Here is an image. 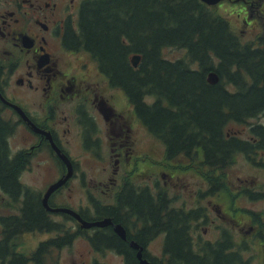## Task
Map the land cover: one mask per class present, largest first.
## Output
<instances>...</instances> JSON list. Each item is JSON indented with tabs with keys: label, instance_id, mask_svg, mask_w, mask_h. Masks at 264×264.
<instances>
[{
	"label": "trees",
	"instance_id": "1",
	"mask_svg": "<svg viewBox=\"0 0 264 264\" xmlns=\"http://www.w3.org/2000/svg\"><path fill=\"white\" fill-rule=\"evenodd\" d=\"M74 46L89 50L111 85L125 91L137 116L165 143L167 160L199 153L201 164L220 170L235 154L253 157L264 148L262 124L250 126L257 139L226 130L230 122L247 124L264 113V48L244 42L229 19L203 0H93L80 14ZM168 46L184 48L186 55L168 58ZM133 52L141 56L138 65L130 58ZM211 71L218 81H209ZM15 127L0 106V188L19 203L17 211L0 218V264H45L54 248L70 244L81 230L55 219L41 194L22 181L30 155L12 152L9 138ZM152 193L146 186L126 184L118 204L101 210L119 220L134 216L147 232L165 231L162 256L145 254L153 264H251L229 230L214 240L196 241L199 224L192 228V223L200 211L168 207L164 194ZM129 203L139 211L129 209ZM35 229L56 234L30 253L17 250L16 238ZM104 232L88 235L96 248L119 245L128 264H143L117 234Z\"/></svg>",
	"mask_w": 264,
	"mask_h": 264
},
{
	"label": "rangeland",
	"instance_id": "2",
	"mask_svg": "<svg viewBox=\"0 0 264 264\" xmlns=\"http://www.w3.org/2000/svg\"><path fill=\"white\" fill-rule=\"evenodd\" d=\"M251 1L222 0L211 5L215 11L229 19L244 41L257 38L260 32V35L264 33V13L257 18V13L250 10L248 13L245 9L246 13L243 11L244 6L250 5L253 2ZM262 7L264 8V5ZM253 8L255 9L254 6ZM246 18L252 22L248 27L244 22ZM135 54L139 53L133 52L131 60ZM164 54L168 58L176 59L185 56L186 50L168 46L164 49ZM91 61L94 63H90L91 66H98L97 59L92 57ZM98 69L99 67L96 68L98 74L90 73L89 78H95L100 91L110 98L106 100L107 104L130 122L133 155L129 158L123 155L127 166L123 168L121 165L118 173H115L116 156L111 155L114 139L103 134L102 150L98 156L89 154L86 148L85 151L74 140L70 153L71 159L75 162V173L72 172L69 179L53 193L50 203L70 208H79L85 204H91L95 208L96 202L115 205L124 184L146 186L154 195L160 191L168 197L171 202L167 203L168 207L170 205L200 206L204 209L209 207L210 226L206 231H203L202 224H199V229L194 228L196 241L208 237L214 240L218 238L221 228L229 229L236 247L240 246L246 258L251 257V264H264V196L251 197L253 194L256 196L260 193L264 194V148L253 157L242 152L237 153L220 170L201 164L202 157L199 153L192 157L180 155L169 161L166 159V145L163 140L154 135L138 119L135 108L123 89L111 86L108 78ZM78 74H81V71ZM100 81L102 84L99 83ZM108 87L110 91L107 90ZM152 99V96H146V100L152 101ZM67 107L72 109L70 106ZM91 110L95 112L94 107ZM3 113L5 117L17 120V115L11 110H3ZM251 124L264 125V113L251 119L247 124L230 122L226 130L248 137ZM9 140L13 153L24 151L30 155L29 164L23 170L21 179L26 185L36 189L42 198L51 184L68 173L60 157L45 141L29 152L32 144L38 139L24 124H16ZM251 191L253 192L250 193ZM126 196L127 194H124L122 199ZM123 204L128 205L125 201ZM130 205L129 209L139 211L134 204ZM18 206L19 203L11 200L0 188V218L7 213L17 211ZM49 210L52 211L55 219L64 221L65 226L80 228L68 216V212ZM126 221L129 229L136 228L135 221H138L136 226L142 225L134 216H127ZM55 234L56 231L50 229L26 231L16 238V249L30 253L41 240ZM73 239L70 244L54 248L47 256L45 264H125L124 256L116 250L105 248L100 250L94 247L85 232H78ZM144 242H146L145 251L150 258L162 256L163 233L159 232L153 237L145 238Z\"/></svg>",
	"mask_w": 264,
	"mask_h": 264
},
{
	"label": "flooded vegetation",
	"instance_id": "3",
	"mask_svg": "<svg viewBox=\"0 0 264 264\" xmlns=\"http://www.w3.org/2000/svg\"><path fill=\"white\" fill-rule=\"evenodd\" d=\"M91 1L93 0H0V106L3 110L9 109L17 115V120H12L17 125L18 123L19 125L24 124L37 137V142L32 144L29 152L45 141L51 145L65 164L67 172L71 164L73 174L76 168L75 162L71 159L70 149L74 140L84 150L86 148L89 154L98 156L102 150L103 134L109 136L110 139H114L111 145V155L116 156L117 166L114 168V172L118 173L121 165L123 168L127 166L123 155L125 158L133 155L132 127L124 115L107 104L106 100L110 98L104 96L100 91L95 78H89L90 73L98 74L96 70L99 67L98 61L97 67L91 66L93 57L91 52L85 48L74 46V36L78 33L80 14L85 5ZM252 1L250 5L244 6L243 11L248 10L246 12L249 13L250 10L257 13V18H259L264 13L262 7L264 0ZM244 22L246 27L252 24L247 18ZM260 33L257 34L259 35L257 38L243 41L251 43L254 48H264V33L262 35ZM79 71L81 74H78ZM107 80L110 83L109 78ZM99 83L102 84L101 81ZM107 90L110 91V88L108 87ZM109 94L113 95V93ZM92 107L95 112L91 110ZM138 119L141 120L139 117ZM245 138L257 139L251 135ZM52 141L60 149L63 157L56 151ZM259 152L261 151L259 150ZM125 185L122 186L120 192ZM57 190L58 188L55 191ZM54 192L49 197V203ZM158 194L155 197L161 196ZM166 199L171 203L168 197ZM118 202L117 196V204ZM50 205L52 207L63 206L51 203ZM110 205L113 204L96 202L95 208L91 204L81 205L79 208L72 207L87 221L103 218L110 220L109 223L95 224L90 227L85 226L71 213H66L76 226L79 225L78 229L81 230V233L85 232L87 236L104 230L106 234L114 232L118 238L127 243V248L135 250L136 255L140 247L132 246L131 241L138 242L142 246L144 257L146 256V242H141L139 236L143 233L144 238H150L159 232L165 236V231L147 232L141 230L144 223L139 229L136 226L138 221H135L136 228L129 229L127 217L125 220H119L116 215L103 213L102 207ZM170 207L181 209L184 212H193L197 209L200 211V218L196 221L193 220L192 228L195 222L204 226L203 231H206L210 226L208 206L205 209L200 206L177 207L170 205ZM139 221L142 223L141 220ZM116 223L124 226L126 236L120 235L115 230ZM224 230L229 229L221 228L219 236ZM229 231L231 232V230ZM88 238L93 245L90 236ZM207 239L212 240L209 237ZM108 241L106 240V242ZM111 245L108 244V246L97 249L116 250L124 256L125 264H128L124 249L119 245L116 247ZM137 257L139 256L137 255ZM146 258L150 260L147 256Z\"/></svg>",
	"mask_w": 264,
	"mask_h": 264
},
{
	"label": "water",
	"instance_id": "4",
	"mask_svg": "<svg viewBox=\"0 0 264 264\" xmlns=\"http://www.w3.org/2000/svg\"><path fill=\"white\" fill-rule=\"evenodd\" d=\"M204 2L210 4V5H213V4H216L218 2H220L221 0H203ZM140 54H135L133 55V58H132V61H133V64L134 65H138V62L140 60ZM208 79L210 82H216L218 81V75L215 71H211L209 73V76H208ZM53 142V141H52ZM53 145L55 146V149L56 151L60 154L61 157H63V154L60 152V149L55 145V143L53 142ZM70 168H69V171L68 173L63 177V178H60L59 180H57L56 182H54L53 184H51L49 186V188L47 189V191L44 193V196H43V202L44 204L46 205V207L48 209H51L53 211H64V212H68V213H71L72 215H74L76 218L80 219L83 224L87 227H90L92 225H95V224H106V223H109L110 220L107 219V218H103L101 220H95V221H87L85 220L84 218H82V216L80 215L79 212H77L75 209H72L70 207H66V206H59V207H52L50 204H49V197L50 195L52 194V192H54L57 188H59L64 182H66L70 175H71V164L69 165ZM115 230L122 236H126V229L124 228V226H122L121 224L119 223H116L115 224ZM131 244L132 246L134 247H140L139 250H138V253L137 255L139 256L141 262L143 264H153L149 259H147L146 257L143 256V251H142V246L136 242V241H131Z\"/></svg>",
	"mask_w": 264,
	"mask_h": 264
}]
</instances>
